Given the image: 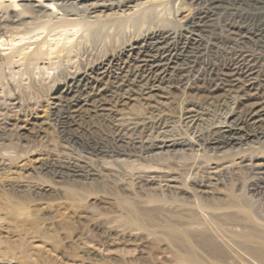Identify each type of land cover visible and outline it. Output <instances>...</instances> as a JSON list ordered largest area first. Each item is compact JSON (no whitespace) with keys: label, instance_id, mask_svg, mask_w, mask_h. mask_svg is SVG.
I'll use <instances>...</instances> for the list:
<instances>
[{"label":"rangeland","instance_id":"374dc122","mask_svg":"<svg viewBox=\"0 0 264 264\" xmlns=\"http://www.w3.org/2000/svg\"><path fill=\"white\" fill-rule=\"evenodd\" d=\"M185 2L193 9L206 4L191 0ZM217 5L211 9L210 16L203 18L205 23L208 21V28L203 34L211 41L212 36L218 37L222 33L229 39H225V46L240 49L244 55L263 57L255 62L256 70L259 68L262 76L264 0H219ZM169 7L171 8L167 9L171 11L172 6ZM230 22L235 26L249 27L253 32L255 29L256 39L250 38L248 41L240 34L236 35L238 32L230 27ZM10 33L13 32L0 23V37L6 44L0 38V47L4 45L0 52L5 49L8 52L10 46L7 45L10 44L13 48L17 34L13 33V36ZM40 34L39 36L43 35ZM197 35V31H187L181 36L188 37L187 41L178 38L175 44L182 45L184 41L189 48H194L197 45L194 41ZM231 37H234L233 40ZM127 40L129 41L126 38L121 42ZM144 44L152 43L148 41ZM138 48L134 47V52ZM93 49V54L87 58L84 50L72 54L71 58H76L73 63L74 59L63 58V63L52 61V66L48 60L47 63L42 61L31 64L29 70L32 72L24 64L21 67V61L18 65L16 57L4 60L0 53V258L12 261L10 264H225V259L211 257L209 249L200 244L197 233H201L205 225L200 223L180 227L174 217L167 216L175 211L177 205L208 202L198 192V182L209 172L216 178L211 177L210 189L214 194L224 196L225 190L235 189L237 183L242 185L244 179L240 175L231 177L225 173V162L233 158L230 154H222L219 159H214L210 154L217 149L205 146V153L195 169L191 163L194 160L193 153L196 152L189 143L199 135H204L210 128H239L234 111L237 105L235 103L241 95L235 96L239 93L235 91L238 83L240 85L245 78L236 76L240 81L232 84L227 83L226 77H223L216 82L219 83L217 86H209L210 88L202 82L163 83L156 92L144 93H140L141 90L137 87H134L136 91L134 88L128 91L127 87L126 90L119 89L114 77L99 81L90 78L74 89L61 91L67 70L80 68V63L84 60L91 63L102 57L105 50H110ZM68 60H71L70 64H66ZM41 66H45V69ZM58 71L65 73L59 74ZM260 76L256 80L253 76L251 82L254 81L255 85L251 89H243L246 91L244 94H263L264 77ZM112 88H116L120 95ZM114 92L116 93L111 94ZM185 107H193L199 113L193 118H185L183 112L181 116V110L186 109ZM156 118L162 120L161 127L157 125L156 129L148 128L139 136L135 134L139 137L137 141L161 142L186 138L184 140L188 143V148H184V145L181 149L177 148L180 153L171 151L172 153L167 152L155 159L149 153L135 154L128 150L126 139L132 134L128 129L129 122L131 126L134 122L142 125L154 122ZM117 121H120L121 126L116 125ZM260 127L264 129V123ZM245 133L243 130L241 134L234 135V138L240 141ZM119 135L124 136V143L115 145L110 139ZM135 135H131L129 139ZM111 142L118 149L119 155L111 154ZM121 160L123 166L118 162ZM222 164L224 166L220 169ZM147 166L166 167L168 171L149 181L142 172ZM212 167L217 170L211 169ZM243 195H246V191ZM212 232L215 238L225 240V229L222 226ZM0 264L6 263L0 261Z\"/></svg>","mask_w":264,"mask_h":264},{"label":"bare ground","instance_id":"6f19581e","mask_svg":"<svg viewBox=\"0 0 264 264\" xmlns=\"http://www.w3.org/2000/svg\"><path fill=\"white\" fill-rule=\"evenodd\" d=\"M218 1L219 0H191V2H200L201 4L202 2H206L205 6L193 9L186 4L185 0H0V23H3L7 29L17 34L15 35L16 38H14L15 42L13 43L15 44H13V48H11V44L7 45L10 46L11 51L9 49L8 52H5V49L0 53L2 54L4 60L16 57L18 60L17 64L20 65L19 61H21L22 64L20 66L23 67L22 65L24 64L26 69L30 71V66L34 63L38 64L46 60L50 61V63L52 61L61 63L63 58H66L64 60H67V58L72 60L74 57L71 58V55H74L75 52L80 50H84L87 58V56L93 54V48H99L100 50H104L105 48L107 50L110 49L107 52L105 50L103 55L101 54L102 57H99V59H96L91 63H88V60L86 62L85 60L81 61L80 63L77 59L80 63V68H77L78 65L76 64L77 67L75 65L73 66L77 69L66 71V81H63L65 83L61 87V91L63 92L69 91L72 88L74 89L76 85L90 78H94L99 81V79L104 80V78L114 77V79L118 81L119 89L123 90V88H125L126 90L127 87V90L130 91L132 88L137 87L140 88V93H144L145 91L154 92L159 89L163 83L182 84L181 82H185L193 84L194 82H202L203 84H208L207 86L209 87L217 86L219 83L216 84V82L222 80L223 77H226L227 83L232 84H234L235 81L237 82L241 77L245 78V80L240 82V85L238 83L236 91L234 90L235 92L239 91L240 93H237L235 96L238 95L239 97L241 95V97L238 98L237 103H235L237 105L236 110L234 111V115L236 117L235 122H238L239 128H231L230 126L226 128H210V130L208 129L209 131H206L204 135H199L195 141L189 143L190 147L192 145L191 149H194L196 152L195 154L193 153L194 160L191 163V166L195 169L198 168L201 160L200 157H202L204 155L203 153H205V151H203V147L205 146L217 149L216 151L212 150L210 154L214 159H219L218 157H221L222 154H230L233 158L229 162H225V166L222 164L220 169L223 166L224 169L227 168L225 173L229 174L231 177L240 175L244 179L242 185L239 186L237 183L235 189L225 190L224 196H220L217 193L214 194L210 189L212 185L211 177L214 176H212V173L209 172L203 180L198 182V192L201 194L202 198L208 199V202H195L189 206L177 205L175 207V211L169 213L167 217H174V220H176L177 225L180 227L200 223L205 225L204 230L202 229L201 233H197L200 236V244L204 248L209 249L208 251L211 257L225 259V264H264V129L260 127L264 123V89H262V95H258L257 92L253 95L250 93L251 96H248L247 94H244L246 91H243V89H251L252 86L255 85L253 84L254 81L251 82L253 76L255 78L254 80H256V77L258 78V76L261 75L262 71L260 72L258 67L256 70L255 62H258L263 57L261 58L259 55H244L240 49L234 50L230 46H225V39L228 38H225L222 33H220L218 37L212 38V36L211 41L206 37V35H204V31L208 28V21L206 24L203 18L212 13L211 9L218 6ZM169 6H172L171 11H168V9L171 8ZM206 19L207 17L205 20ZM226 24H228V22ZM231 24L230 27L238 32L236 35L240 34L243 39H248V41H250V38L256 39L254 38L257 37V35L254 34L255 29L253 32L252 29H249V27L243 28L242 26L239 27V25L235 26ZM187 31L198 32L196 38L197 40H194L197 45L194 48H189L184 42L186 38L188 39V37H181ZM261 31L263 30L261 29ZM232 32L234 31L232 30ZM13 33L10 34L13 35ZM218 33L219 32H217V34ZM256 33L258 34V32ZM39 34L43 35L39 36ZM12 35H10V37ZM123 37L129 39V41L127 40V42H124L126 38L123 39ZM228 37H230V35ZM178 38L184 40L182 45L175 44V40ZM120 39L124 41L121 42V40L119 42L118 40ZM237 39L239 40V38ZM168 40L169 42H172L167 43ZM2 41L4 44V40ZM148 41L152 44H144ZM242 42L244 41L242 40ZM0 45L2 44L0 43ZM134 47H139V50L134 52ZM71 60H68V62L65 63L70 64L69 61ZM75 60L76 58L72 60V63ZM52 64L53 63H51V66ZM9 65H11V63ZM44 67L43 69H45ZM32 70H34V68ZM63 72L60 71L59 73L58 71L59 74H63ZM236 76H239L240 78H235ZM262 76L264 77V73ZM262 76L260 77L262 78ZM103 83H105V81ZM223 83L225 84V81ZM257 85H259V83ZM228 86L231 85L229 84ZM222 87L223 86H221V88ZM113 90L117 91L116 88ZM136 90L137 89L134 88V91ZM115 93L116 92L111 94ZM119 93L120 92L117 91V94ZM122 93L124 94V92ZM211 97L213 96L211 95ZM221 97L222 96H220V98ZM221 99H224V97ZM77 106L79 105L77 104ZM102 106H99L100 109ZM157 110H159V108ZM112 111L113 110L111 109V112ZM159 111L161 112V110ZM182 112L185 118H193V116L199 113L198 110L193 107H187L183 111L181 110V116ZM154 113L156 115V110ZM234 115H232L231 118H233ZM113 121L114 120H112V122ZM135 121H137V119H135ZM160 121L162 120L158 118L154 122L143 123L142 125H138V123L134 122L132 126L128 121L130 126L128 129L132 133L131 135L136 134L139 136L148 128L155 127L156 129L158 127L157 125L161 127ZM119 122L118 124L116 123V125H120ZM121 124L124 126L123 123ZM243 130H245L246 133L242 135V139L240 141H236L234 135L239 133L241 134ZM249 132L250 134H248ZM125 134L126 136L128 135L127 133ZM136 135L130 139L129 136V140L126 139V143H128V146H126L127 149L132 150L135 154L137 152L149 153V156L154 157V159L162 154L165 155L167 152H178V147L181 149L182 146L188 144L184 140L186 138L183 140H163L161 142H153V140H150L149 142L140 143L137 141L139 137ZM123 138V135H119L112 137L110 140H112V142L116 145L122 144ZM115 145L113 144L110 149L111 154L119 152ZM186 147L187 145L184 148ZM225 147L228 148L224 149ZM90 150L93 151V149ZM119 154L120 153L117 155ZM118 162L119 164L123 163L122 160ZM115 163L116 162L113 164ZM116 165L118 164L116 163ZM213 168L215 167H212L211 169ZM142 170L149 181L153 179L155 180L159 174L168 171L166 167L163 169L151 166H147ZM214 170L217 169L215 168ZM144 174H142V176H144ZM160 176L162 175H159L158 177ZM170 179L173 178L171 177ZM245 191L246 195H243ZM218 226H222L225 229V240L215 238L212 231L216 230ZM0 261L6 264H10L12 262L5 259H1Z\"/></svg>","mask_w":264,"mask_h":264}]
</instances>
